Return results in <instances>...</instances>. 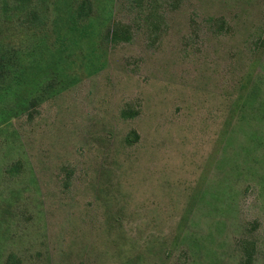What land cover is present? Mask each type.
<instances>
[{
	"label": "rangeland",
	"instance_id": "374dc122",
	"mask_svg": "<svg viewBox=\"0 0 264 264\" xmlns=\"http://www.w3.org/2000/svg\"><path fill=\"white\" fill-rule=\"evenodd\" d=\"M54 1L0 0V264H264V0H93L61 52Z\"/></svg>",
	"mask_w": 264,
	"mask_h": 264
},
{
	"label": "trees",
	"instance_id": "16d2710c",
	"mask_svg": "<svg viewBox=\"0 0 264 264\" xmlns=\"http://www.w3.org/2000/svg\"><path fill=\"white\" fill-rule=\"evenodd\" d=\"M15 1L16 10L21 12L25 3L30 0ZM3 4L6 5L7 3L4 1ZM54 5H57V22L55 23L57 25L54 27L55 29H53V32L56 34L57 52H61L63 48L67 46V43H70L71 46L72 44H76L77 40L91 37L88 36L89 34L94 35L95 30L92 24V14L94 12L93 0H55ZM26 14V20L31 22L37 21L40 23V20L45 18L44 13H40L37 8L28 10ZM44 25H46V23ZM105 36L106 40L112 43H117L122 39H128L129 27L122 23H115L108 27ZM58 47H60V50ZM21 57H23V55H21ZM124 115L133 117L135 113L127 110L124 112ZM136 139L137 134L135 132H131L126 137L128 142H133ZM251 247H253L251 243L245 246L247 256L244 263L246 264L250 263L252 257ZM9 258L12 259V256Z\"/></svg>",
	"mask_w": 264,
	"mask_h": 264
}]
</instances>
